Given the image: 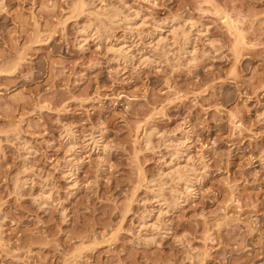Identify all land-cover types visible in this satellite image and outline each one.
Here are the masks:
<instances>
[{"label":"rangeland","instance_id":"1","mask_svg":"<svg viewBox=\"0 0 264 264\" xmlns=\"http://www.w3.org/2000/svg\"><path fill=\"white\" fill-rule=\"evenodd\" d=\"M0 264H264V0H0Z\"/></svg>","mask_w":264,"mask_h":264},{"label":"bare ground","instance_id":"2","mask_svg":"<svg viewBox=\"0 0 264 264\" xmlns=\"http://www.w3.org/2000/svg\"><path fill=\"white\" fill-rule=\"evenodd\" d=\"M122 13V12H121ZM118 21V20H117ZM80 32H81V35L83 36V39H82V42L83 41H85L86 39H87V37H86V34L89 32L86 28H83V29H81L80 30ZM183 32V31H182ZM185 34V33H184ZM85 38V39H84ZM121 43V42H120ZM119 43V45L120 46H117V47H115V46H112L113 47V49H114V51L113 52H115V53H117V55L118 56H123V57H129V56H126V55H129L128 54V52H129V47L126 45V43H122V44H120ZM125 55V56H124ZM122 57V58H123ZM67 133L65 134V137L67 138V141H69V143H70V147H69V149L70 150H73V152L75 151V149H76V145H75V143L73 144V139L75 138V134H74V132L73 131H66ZM93 134V133H92ZM152 134V133H151ZM153 134H154V132H153ZM148 139H146L147 140V142H148V140H149V143H150V137H151V135L149 136L148 135ZM91 141H92V143L91 144H93L94 145V147H98L99 145H100V143H99V139H96L95 138V136L93 135V137H92V139H91ZM89 142V141H88ZM180 142V141H179ZM182 142H184V140L183 141H181V143ZM178 143V142H177ZM173 144V143H172ZM174 144H176V142H174ZM173 144V145H174ZM168 145V144H167ZM178 145V147H179V145H181L180 143H178L177 144ZM173 147V146H172ZM77 151V150H76ZM175 151V150H174ZM171 152V151H170ZM181 151H179L178 149H177V151L176 152H174V153H172V160L170 161L171 163L173 162V160L175 159V160H178V159H180V155H181V153H180ZM75 153V152H74ZM186 153V152H185ZM76 154V153H75ZM171 154V153H170ZM184 153L182 152V155H183ZM169 162V161H168ZM181 165H179V167H180ZM170 167L172 168H174V170L172 171V172H174V173H176V174H178L180 171H179V168H175V166H171L170 165ZM178 167V166H177ZM183 169V168H182ZM73 171V170H72ZM71 171V172H72ZM183 171V170H182ZM163 172V171H162ZM165 173V172H164ZM163 173V174H164ZM171 173V172H170ZM160 176H161V174H160ZM172 176V175H171ZM190 181V180H189ZM185 182V183H190V182ZM190 185V184H189ZM189 185L187 186V189L189 188L190 189V187H189ZM176 198V197H175ZM145 217V216H144ZM143 219V218H142ZM145 221V220H144ZM145 223H147L146 221H145ZM149 224V223H148ZM144 225V224H143ZM151 226V225H150Z\"/></svg>","mask_w":264,"mask_h":264}]
</instances>
